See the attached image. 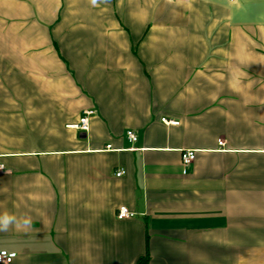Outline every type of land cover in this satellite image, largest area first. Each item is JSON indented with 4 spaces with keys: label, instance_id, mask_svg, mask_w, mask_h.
<instances>
[{
    "label": "crops",
    "instance_id": "obj_1",
    "mask_svg": "<svg viewBox=\"0 0 264 264\" xmlns=\"http://www.w3.org/2000/svg\"><path fill=\"white\" fill-rule=\"evenodd\" d=\"M0 167L10 264H264V0H0Z\"/></svg>",
    "mask_w": 264,
    "mask_h": 264
},
{
    "label": "built area",
    "instance_id": "obj_2",
    "mask_svg": "<svg viewBox=\"0 0 264 264\" xmlns=\"http://www.w3.org/2000/svg\"><path fill=\"white\" fill-rule=\"evenodd\" d=\"M167 1H175V0H167ZM93 114H94L93 111L84 112L82 118L80 119L79 124L76 126H73L72 128L87 133L89 131V118ZM162 122L165 123L166 125H170V124L178 125L177 122L166 121V119H163ZM126 138L131 143L136 142L138 139L136 134L133 131H127ZM223 145H224V143L220 142V146H223ZM195 158H196V152L195 151H185L182 153V173L183 174L186 175L188 173V170H189L190 166L192 165V163L194 162ZM1 169H2V167H0V170ZM122 175H124V171H119L116 173L117 177H121ZM131 216H132V213L126 207H121L118 210L117 218L119 220H124V219L130 218ZM14 257H15V255H13V254H9L7 252H1L0 253V264H10V263H12Z\"/></svg>",
    "mask_w": 264,
    "mask_h": 264
},
{
    "label": "clouds",
    "instance_id": "obj_3",
    "mask_svg": "<svg viewBox=\"0 0 264 264\" xmlns=\"http://www.w3.org/2000/svg\"><path fill=\"white\" fill-rule=\"evenodd\" d=\"M99 0H91L93 5L98 4ZM32 224V217L28 213L17 215L12 212H0V231H8L10 228L27 229Z\"/></svg>",
    "mask_w": 264,
    "mask_h": 264
},
{
    "label": "trees",
    "instance_id": "obj_4",
    "mask_svg": "<svg viewBox=\"0 0 264 264\" xmlns=\"http://www.w3.org/2000/svg\"><path fill=\"white\" fill-rule=\"evenodd\" d=\"M139 264H148V258L146 259H141Z\"/></svg>",
    "mask_w": 264,
    "mask_h": 264
}]
</instances>
